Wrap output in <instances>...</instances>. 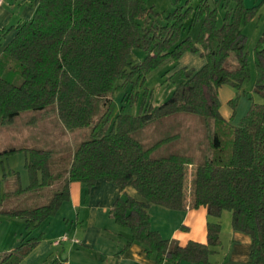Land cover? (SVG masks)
Returning a JSON list of instances; mask_svg holds the SVG:
<instances>
[{
  "label": "trees",
  "instance_id": "trees-1",
  "mask_svg": "<svg viewBox=\"0 0 264 264\" xmlns=\"http://www.w3.org/2000/svg\"><path fill=\"white\" fill-rule=\"evenodd\" d=\"M36 1L30 17L0 27V46L9 29L14 31L0 52V124L12 122L23 111H42L54 103L60 123L73 130L91 123L99 103L105 109L92 124L90 138L74 145L61 172L51 171L46 148L0 149V158L19 149L27 153L30 182L22 187L17 181L10 194L30 196L48 187L46 202L33 200L26 205L13 202L0 185V216L19 217L26 229L14 248L0 251V264H17L36 245L41 233L31 235V231L56 213L69 197L71 182L90 188L100 177L122 191L131 185L141 196L122 192L109 209L114 221L131 232L122 249L136 241L157 261L214 264L209 256L220 244V216L228 211L232 229L251 239L244 264H264V102L252 101L234 121L239 91L250 75L241 24L255 14L256 5L234 0L218 25L216 8L208 0L195 6L178 4L167 14L146 5L148 0ZM158 15L165 21L155 22ZM198 21L192 37L189 30ZM135 48L145 52L143 58L137 59ZM185 51H199L205 62L199 68H178L169 97L155 106L142 104L135 114L120 111L111 116L112 93L120 82L143 79L157 65L176 60ZM255 52L252 90L264 98V33L257 39ZM222 85L235 89V96L228 100L233 107L229 118L220 112ZM183 111L204 117L211 149L190 172L193 184L188 198L185 187L192 156L154 157L150 152L157 142L144 146L132 136L149 120ZM150 204L171 209L205 206L206 242L178 244L163 237L150 225ZM47 260L63 264L65 257L51 254Z\"/></svg>",
  "mask_w": 264,
  "mask_h": 264
},
{
  "label": "rangeland",
  "instance_id": "rangeland-1",
  "mask_svg": "<svg viewBox=\"0 0 264 264\" xmlns=\"http://www.w3.org/2000/svg\"><path fill=\"white\" fill-rule=\"evenodd\" d=\"M200 0H148L146 5H151L157 12L167 14L172 11L178 4L185 5L186 2L195 6ZM211 6L216 8L217 24L221 25L224 21L226 11H230L234 4V0H208ZM246 6L256 5L255 14L243 21L241 24L242 32L245 36L244 53L249 69V77L243 82L242 88L236 101V121L249 106L252 101L264 102L261 94L252 90L253 82L256 73V62L258 56L255 52V44L258 37L264 33V0H243ZM155 22H164L165 19L161 16L154 17ZM190 18L184 21L185 26L190 25ZM9 26V25H8ZM199 28V21L195 22L190 30L189 35L194 37ZM13 29H9L3 38L0 52L3 45L12 37ZM186 32H183L185 36ZM195 53V52H188ZM134 55L137 59L144 57L145 52L142 49L135 48ZM194 55V54H193ZM187 55H182L173 61L160 63L143 79L132 81L118 86L112 93L113 109L111 116H114L120 111L125 113H138L141 105L153 104L154 106L165 100L171 94V91L177 81L175 71L183 65L195 67V63L188 64L185 61ZM183 58V59H182ZM201 58L204 60L201 56ZM188 60V59H186ZM227 90H232L234 93L227 96ZM219 98L222 100L221 111L226 113L229 106L226 105L225 97H234L235 89L229 85H224V89L219 91ZM105 105L99 103L96 107L91 123L87 126L76 128L73 130L66 129L59 121L56 112L55 104L50 103L42 111L26 110L21 112L10 123L0 124V149L2 147H10L13 145H26L43 147L50 150L49 166L52 172H61L68 163V157L74 145H78L80 141L90 138V128L97 121L99 115L104 111ZM35 113V114H34ZM110 126V125H109ZM132 136L140 141L144 146L156 145L152 148L150 154L154 157L165 156L170 153L189 154L193 158L192 166H188V175L186 181V198L190 197L192 188L191 171L194 170L197 164L203 162L210 154V145L208 140V128L204 117L201 114L191 112H176L161 118L147 121L141 128L134 130ZM5 145V146H3ZM27 153L19 149L13 153L0 158V185L4 192L8 191V195L13 202L30 205L29 203L36 200L37 203L47 201V188L44 187L35 195L21 194V197L10 194L16 182L19 181L22 187H26L30 182L28 170L25 166V158ZM13 196V197H12ZM20 196V195H19ZM9 199H6L8 202ZM10 202V201H9ZM61 209L54 215L43 220L32 231L31 235H37L45 232V226L54 218L59 216ZM227 214V215H224ZM224 216L230 218L228 211H223ZM17 220L23 223L19 217H10L9 219L0 216V235L9 232L14 237V230L17 228V223H7L6 220ZM23 226V231H24ZM26 234V231L23 235ZM19 240L22 237L18 234ZM21 235V236H20ZM59 239V238H58ZM18 240V241H19ZM14 242L12 245H16Z\"/></svg>",
  "mask_w": 264,
  "mask_h": 264
},
{
  "label": "crops",
  "instance_id": "crops-1",
  "mask_svg": "<svg viewBox=\"0 0 264 264\" xmlns=\"http://www.w3.org/2000/svg\"><path fill=\"white\" fill-rule=\"evenodd\" d=\"M19 2L20 0H2L0 27L13 25L19 18L32 15L37 1L34 0L31 4ZM188 52L190 51L183 52L180 58L182 55H187L184 56L186 63H195V67L183 66L199 68L204 64L205 59L201 58L199 51L193 53L194 55ZM222 89L224 85L219 87V91ZM227 92L229 93L227 96L234 93L232 90ZM230 98L232 97H225L224 103L229 106L226 113H222L220 109L222 115L227 118L233 111V107L228 102ZM222 103L220 98V108ZM122 192L141 198L131 185H126L122 191L119 186L103 177L98 178L90 188H87L83 182H71L69 197L58 208V210L61 209L60 215L54 217L45 226L46 233H41V239L17 264H49L47 257L51 254H60L65 257L63 264H171L166 259L157 261L153 254H147L143 245L136 241L122 249L125 238L131 234L130 229L116 223L109 213L114 200ZM148 212L151 227L173 243L185 244L189 240L199 242L207 240L208 218L206 207L203 205L198 207L187 205L184 209H171L150 204ZM6 221L17 223V228L12 232L14 237L10 232L9 236L0 235V251H9L14 248L16 245L12 243L19 242L18 234L23 237L26 231L25 227L23 231L24 221L23 223L11 219ZM63 235H67V239L56 242ZM219 235L220 244L213 247L209 256L211 262L244 264L250 251V236L233 230L230 218L228 216L223 218V212L220 216ZM175 264L194 263L182 260Z\"/></svg>",
  "mask_w": 264,
  "mask_h": 264
},
{
  "label": "built area",
  "instance_id": "built-area-1",
  "mask_svg": "<svg viewBox=\"0 0 264 264\" xmlns=\"http://www.w3.org/2000/svg\"><path fill=\"white\" fill-rule=\"evenodd\" d=\"M2 3V0H0V4ZM67 239V235H63L61 236L58 240H56V242H59L61 240ZM74 241H77V239L73 238Z\"/></svg>",
  "mask_w": 264,
  "mask_h": 264
}]
</instances>
